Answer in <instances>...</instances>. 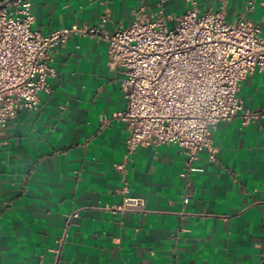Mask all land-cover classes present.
I'll return each instance as SVG.
<instances>
[{"label":"crops","instance_id":"obj_1","mask_svg":"<svg viewBox=\"0 0 264 264\" xmlns=\"http://www.w3.org/2000/svg\"><path fill=\"white\" fill-rule=\"evenodd\" d=\"M6 0H0V4ZM42 34L73 25L126 26L157 0H30ZM258 24L264 0H192ZM176 16L191 0H169ZM172 10V11H171ZM108 43L72 33L54 52L56 76L38 110L21 109L0 134V264H264V70L239 84L241 102L260 117L219 121L192 163L174 144L130 155L122 74L108 65ZM124 165V171L118 168ZM145 199V212L104 206L122 187ZM78 210L77 217L71 213Z\"/></svg>","mask_w":264,"mask_h":264},{"label":"built area","instance_id":"obj_2","mask_svg":"<svg viewBox=\"0 0 264 264\" xmlns=\"http://www.w3.org/2000/svg\"><path fill=\"white\" fill-rule=\"evenodd\" d=\"M167 0L157 8L138 9L126 26L110 32L106 12L97 25H73L42 34L33 29L35 14L30 0H15L0 9V134L21 109L38 110L41 95L50 94L48 79L56 76L54 52L72 33L100 36L108 43V65L119 69L126 101L116 117L129 136L127 154L139 146L174 144L192 163L207 148L215 149L210 134L219 121L240 117L248 125L260 113L238 97L239 84L255 70H264V36L261 28L240 16L228 22L223 11L193 7L179 15L167 12ZM254 1L248 2L247 10ZM118 168L124 171V165ZM123 201L106 209L145 212V199L122 187ZM79 211L71 213L77 217Z\"/></svg>","mask_w":264,"mask_h":264},{"label":"water","instance_id":"obj_3","mask_svg":"<svg viewBox=\"0 0 264 264\" xmlns=\"http://www.w3.org/2000/svg\"><path fill=\"white\" fill-rule=\"evenodd\" d=\"M15 0H6L3 3L0 4V9H2L3 7L11 4L12 2H14Z\"/></svg>","mask_w":264,"mask_h":264},{"label":"rangeland","instance_id":"obj_4","mask_svg":"<svg viewBox=\"0 0 264 264\" xmlns=\"http://www.w3.org/2000/svg\"><path fill=\"white\" fill-rule=\"evenodd\" d=\"M168 3H169V0L166 1V3H165V7L169 9V7H168ZM171 11H172V10H171ZM228 22H231V21H228Z\"/></svg>","mask_w":264,"mask_h":264}]
</instances>
